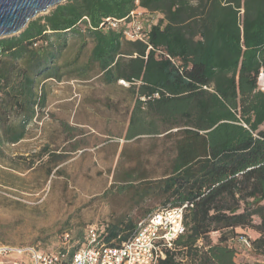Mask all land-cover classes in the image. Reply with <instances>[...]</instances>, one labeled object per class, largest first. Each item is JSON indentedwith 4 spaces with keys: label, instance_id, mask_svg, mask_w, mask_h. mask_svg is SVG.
Segmentation results:
<instances>
[{
    "label": "trees",
    "instance_id": "16d2710c",
    "mask_svg": "<svg viewBox=\"0 0 264 264\" xmlns=\"http://www.w3.org/2000/svg\"><path fill=\"white\" fill-rule=\"evenodd\" d=\"M137 7L157 15L145 41L99 27ZM85 34L103 79L136 90L126 138L170 139L169 168L145 195L156 191L162 207L191 204L184 233L157 264H241L229 244L237 229L254 231L251 245L264 255V0H65L29 20L0 38V157L43 101L37 79L58 76L54 50ZM134 228L120 217L104 241Z\"/></svg>",
    "mask_w": 264,
    "mask_h": 264
},
{
    "label": "rangeland",
    "instance_id": "374dc122",
    "mask_svg": "<svg viewBox=\"0 0 264 264\" xmlns=\"http://www.w3.org/2000/svg\"><path fill=\"white\" fill-rule=\"evenodd\" d=\"M91 48L85 34L70 35L62 51L54 50L58 76L44 84L49 104L40 121L28 126L22 140L2 146L0 244L43 252L75 249L88 227L95 226L104 240L120 217L137 221L163 205L156 191L146 196L144 189L168 170L170 139L165 133L126 138L130 85L106 83L90 62ZM244 231L237 229L229 241L234 259L264 264L253 245L237 241V233L257 237ZM218 235L210 234L213 240Z\"/></svg>",
    "mask_w": 264,
    "mask_h": 264
},
{
    "label": "built area",
    "instance_id": "2783aa9c",
    "mask_svg": "<svg viewBox=\"0 0 264 264\" xmlns=\"http://www.w3.org/2000/svg\"><path fill=\"white\" fill-rule=\"evenodd\" d=\"M151 16V13L137 7L120 19L106 17L99 27L120 31L126 39L145 41L146 26L153 22ZM262 75L264 76L263 73L260 74ZM119 82L128 84L123 79ZM258 84L260 89L264 90V81ZM188 205L191 206L184 203L150 211L120 242L114 240L111 243L105 242L100 238L97 228L90 226L84 241L75 249L67 246L43 252L28 246L12 247L0 244V254L27 253L33 264H157L160 258H164L165 249H172L175 240L184 233L183 216ZM237 241L245 248H251V240L248 236L239 235Z\"/></svg>",
    "mask_w": 264,
    "mask_h": 264
},
{
    "label": "water",
    "instance_id": "95a60500",
    "mask_svg": "<svg viewBox=\"0 0 264 264\" xmlns=\"http://www.w3.org/2000/svg\"><path fill=\"white\" fill-rule=\"evenodd\" d=\"M65 0H0V38L19 33L37 13Z\"/></svg>",
    "mask_w": 264,
    "mask_h": 264
},
{
    "label": "crops",
    "instance_id": "0c3cea01",
    "mask_svg": "<svg viewBox=\"0 0 264 264\" xmlns=\"http://www.w3.org/2000/svg\"><path fill=\"white\" fill-rule=\"evenodd\" d=\"M54 60H55V63L53 62ZM54 60L52 61V63H50L51 65L52 64L57 65V60L56 59H54ZM70 61H71V64H72L73 60L71 59ZM100 76H102V74H100ZM53 77H54L53 74H49V75H46L45 77L40 76V79H37L38 80L37 81V93L42 95L43 101L41 102V104L35 106L34 116H33V118L31 120L28 121L29 125L31 123H33V122L37 123L38 121H40L41 117H39V115H41L43 113V110L45 108H47V106L49 104V101H47L48 97H49V95H48L49 92H47L45 90L46 85H44V84H45L47 79L53 78ZM117 80L119 81L120 79H116V80L113 79L111 82H106V83H112V82H115ZM131 97H132L131 101H132V109H133V106L135 104V99H136V90H133V88H131ZM131 112H132V110H131ZM29 125H27V126H29ZM143 135H150V134H143ZM155 135H159V134H155ZM139 136H141V135H138V136H135V137H139ZM135 137H133V138H135ZM146 215L142 216L141 218L145 217ZM140 219H138L137 221H134L135 225L137 224V222ZM17 263L33 264L32 261H31L30 256L27 253L10 252V253L4 254V255L0 254V264H17Z\"/></svg>",
    "mask_w": 264,
    "mask_h": 264
},
{
    "label": "bare ground",
    "instance_id": "6f19581e",
    "mask_svg": "<svg viewBox=\"0 0 264 264\" xmlns=\"http://www.w3.org/2000/svg\"><path fill=\"white\" fill-rule=\"evenodd\" d=\"M262 77H263V80L261 81L260 79H261ZM259 81H260V83H262V82L264 81V76H263V75L260 76Z\"/></svg>",
    "mask_w": 264,
    "mask_h": 264
}]
</instances>
